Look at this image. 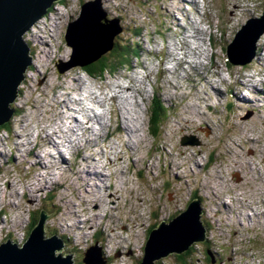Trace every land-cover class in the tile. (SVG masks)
Instances as JSON below:
<instances>
[{"label": "rangeland", "instance_id": "obj_1", "mask_svg": "<svg viewBox=\"0 0 264 264\" xmlns=\"http://www.w3.org/2000/svg\"><path fill=\"white\" fill-rule=\"evenodd\" d=\"M86 1L52 4L23 35L32 65L13 104L10 130H0V244L8 239L23 244L30 221L45 210V238L62 239L60 253L70 254L73 264H83V253L95 243L101 246L105 264H139L149 230L179 215L196 196L203 208L201 221L213 232L208 235L210 247L197 245L201 255L196 264H264V96L258 95H264V84L246 90L232 84L264 72V34L251 62L237 66L226 57V46L248 19L261 15L264 0H203L204 6L197 3L203 8L198 12L193 5L185 6L197 0H102L107 19H118L122 28L114 44L133 42L140 54L129 69L114 76L105 73L104 80L89 79L82 67L57 72L58 64L70 60L71 48L64 41L67 24L79 16ZM138 30L139 37L131 39ZM201 50L210 67L198 72L191 68L186 78H175L166 69L176 54L183 57V52L186 60H193L190 57ZM106 56L112 58L110 52ZM221 76L227 79L223 86ZM95 84L109 85L95 92L100 100L117 94L110 114L116 131L103 144L104 151L97 133L103 135L105 128L101 133L92 127L100 117L93 111L83 116L75 111L74 99L92 103L96 110L97 100L89 91ZM231 86L240 101L233 98ZM156 91L167 112L155 138L148 124ZM58 101L66 104L58 106ZM84 119H89L86 128ZM77 122L82 127L78 130L86 131L75 141L86 151L75 158ZM184 137L199 145H181ZM123 138L130 141L129 147H120ZM111 147L116 154L106 160V170L100 157ZM96 165L104 166L99 172L106 178L99 176L105 179L101 183L110 184L109 191L101 183L96 186L97 176L88 178ZM237 226L249 230L254 241L234 234L232 227ZM219 253L223 257H217ZM162 264L178 262L169 256Z\"/></svg>", "mask_w": 264, "mask_h": 264}, {"label": "water", "instance_id": "obj_2", "mask_svg": "<svg viewBox=\"0 0 264 264\" xmlns=\"http://www.w3.org/2000/svg\"><path fill=\"white\" fill-rule=\"evenodd\" d=\"M61 0H0V126L10 121L18 87L32 65L29 47L23 35L41 19L52 4ZM101 0H89L80 7L79 16L67 24L64 41L71 48L70 60L57 65L64 73L72 67H85L97 62L114 46L122 31L118 19H107ZM264 34V7L261 15L251 18L235 33L226 46L228 61L237 66L251 62L257 43ZM181 145H199L198 140L182 138ZM239 181L237 175L234 176ZM203 210L199 199H192L186 209L170 221L160 222L150 231L139 264H155L171 254H181L195 243L205 241L206 227L201 221ZM47 215L41 211L37 224L23 244L7 240L0 244V264H73L71 255H62L63 241L53 235L45 238ZM100 248L91 246L84 253L83 264H105ZM57 252V255H56ZM212 258V254L207 251Z\"/></svg>", "mask_w": 264, "mask_h": 264}, {"label": "trees", "instance_id": "obj_3", "mask_svg": "<svg viewBox=\"0 0 264 264\" xmlns=\"http://www.w3.org/2000/svg\"><path fill=\"white\" fill-rule=\"evenodd\" d=\"M60 3H65V0L60 1ZM51 10H52V8H50L49 11H51ZM139 35H140V31L138 30L134 33V35L131 36V39L133 37H139ZM134 49H135V47H134L133 42L129 43L128 45H122V44L115 43L113 48L109 51L110 56L112 58L108 59L107 56L105 57V55H106L105 54L97 62L89 64L85 67H82L81 70H82V72H85L90 77H94V78H97V77H100V78L103 77L104 78L105 73H109L110 75L114 76L119 70L129 69L132 61L134 59L137 60L139 58V55H140L139 52H137ZM30 68L31 67H29L28 70ZM127 72H128V70H127ZM166 112H167V109L164 107L163 101L161 100V98L158 95L154 96L152 99V102H150V116H149L148 129H149L150 134L155 138L160 136L159 135V128L162 125V122H163V119L166 115ZM10 121L1 125L0 130L9 131L10 130V126H9ZM74 156L76 158V157L80 156V154L76 153ZM191 199H198V198L196 196H194ZM39 213H40V211L38 212V216L36 218L33 217L32 221H30L28 236L31 232V229L37 224V221L39 219ZM154 227H152V228H154ZM151 229L149 230V232L151 231ZM26 240H25V242H26ZM199 244H203L205 246L210 247L209 241L195 243L192 246H190L183 253L171 254L170 256H174L176 261L178 262V264H196L195 260L197 259L198 255H201V252H199V248H197V245H199ZM206 253H207V251H206ZM67 255H70V254H67ZM223 255L224 254L219 253V255L217 254V257H223ZM162 260L156 261L155 264H162ZM207 260L210 263H212L210 256H208Z\"/></svg>", "mask_w": 264, "mask_h": 264}, {"label": "bare ground", "instance_id": "obj_4", "mask_svg": "<svg viewBox=\"0 0 264 264\" xmlns=\"http://www.w3.org/2000/svg\"><path fill=\"white\" fill-rule=\"evenodd\" d=\"M187 4L185 5V6H189V7H193L192 6V3H191V5H188V1L186 2ZM188 11H190V8H188ZM262 64V63H261ZM264 65V64H263ZM234 85H236V82L234 81V83H233ZM120 86H122V85H120ZM233 87L234 86H231L230 88H231V91H230V93L232 94V96H233V98H235V99H238L237 98V96L235 95H233V93H234V90H233ZM264 90V89H263ZM260 92V91H259ZM258 95H260L261 96V92H260V94H258ZM117 96V95H116ZM120 97V96H119ZM242 97V96H241ZM243 98V97H242ZM244 100H246L245 98H243ZM239 100V99H238ZM253 100V99H252ZM254 100H258V99H254ZM240 101V100H239ZM40 102V101H39ZM97 102H99V103H101V101L99 100V101H96V103ZM61 103H64V104H66V102H57V104L56 105H60L61 106ZM130 103V102H129ZM45 104V103H44ZM56 107V106H55ZM67 107V106H66ZM68 108V107H67ZM74 117H76V116H74ZM74 117H72L73 119H75ZM76 120V119H75ZM92 120V119H91ZM76 121H78V120H76ZM77 123H79V122H77ZM82 123V125H83V127L84 128H86L88 125L86 124V123H83V122H81ZM88 123V122H87ZM76 126L78 127V128H82L81 127V124L79 123V124H76ZM97 127V126H96ZM42 131H43V129H42ZM238 131V130H237ZM53 133H55V131L53 132ZM47 137H49V134L47 135ZM129 137V136H128ZM168 137V136H167ZM64 140V139H63ZM62 143V142H61ZM60 144V143H59ZM63 145L65 146V144L63 143ZM22 146H23V144H22ZM237 146V145H236ZM35 148V147H34ZM111 149V148H110ZM35 150H33V151H31V152H34ZM173 157V155L172 154H169V158H172ZM88 160V158L86 157V158H84L83 159V162H86ZM119 160H122V157L119 159ZM62 161V160H61ZM66 162V161H65ZM93 162V161H92ZM173 162V161H172ZM40 162L38 161L37 162V164H39ZM174 163V162H173ZM61 164H63V161L61 162ZM177 164H179V162L177 163ZM91 165V164H90ZM174 166L175 167H178L176 164H174ZM96 169V171H94L93 173H88V178H93V176H97L98 178H96L95 177V184H96V186H97V184H99V183H101L102 181H104L105 179H103L102 177L104 176V178H106V176L104 175V174H100V172H99V170L101 169L102 171L103 170H105V168H104V166L103 165H96V167H95ZM99 175H101L102 177H100ZM176 177V176H175ZM177 178V177H176ZM92 180V179H91ZM93 180V181H94ZM93 181H92V183H93ZM107 183V182H106ZM106 183L105 182H103V183H101V185L102 186H105L106 187V189L109 191L111 188L109 187V186H107L106 185ZM90 185V184H89ZM100 189H101V187H99ZM213 193V192H212ZM214 196V195H213ZM223 204V206L225 207V208H227V207H229V206H225V202L224 203H222ZM261 209H264V207H262ZM74 215H75V213H73ZM264 215V214H263ZM100 253V256L102 255V253L101 252H99Z\"/></svg>", "mask_w": 264, "mask_h": 264}]
</instances>
